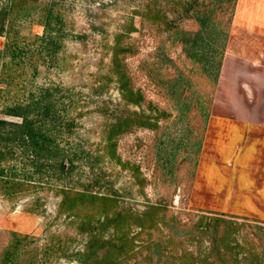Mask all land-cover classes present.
Instances as JSON below:
<instances>
[{"label": "rangeland", "instance_id": "1", "mask_svg": "<svg viewBox=\"0 0 264 264\" xmlns=\"http://www.w3.org/2000/svg\"><path fill=\"white\" fill-rule=\"evenodd\" d=\"M16 3L8 17L30 52L11 83L0 77L1 174L21 182L7 194L0 181V255L16 238L18 264H81L88 241L111 236L100 204L59 206L63 191L87 189L134 213L160 206L154 225H125L122 264H198L205 218L218 215L235 222L224 264H264V0ZM43 4L61 31L40 57ZM204 30L200 45L218 51L210 70L182 49L184 32ZM16 102L33 120L48 103L33 127L58 150L37 159L19 139L22 118L4 112Z\"/></svg>", "mask_w": 264, "mask_h": 264}, {"label": "trees", "instance_id": "2", "mask_svg": "<svg viewBox=\"0 0 264 264\" xmlns=\"http://www.w3.org/2000/svg\"><path fill=\"white\" fill-rule=\"evenodd\" d=\"M16 0H10L8 3V8L5 9V6H0V36H4L5 40L2 44V49L0 50V77L3 82L11 83L13 80V75L11 74V68L14 66L22 68L25 64L23 58L26 56L29 49H24V46H21L20 39L17 37V30L14 29L12 24V18L8 17L10 13L14 10L16 6ZM16 10V9H15ZM54 12L51 9L50 5L43 4L39 19L37 23L40 24L44 33L43 36L35 35L37 40H40L44 43L43 54L40 57L44 56H53L56 50H53L50 47L52 39L58 36V31L60 32L61 28L59 26V19L57 15L53 14ZM55 33V34H53ZM204 33L207 31H196L194 33H185L182 38L183 50L187 56L195 59L196 63H199L201 66L206 67L207 70L212 69L213 59L217 56V52L213 48H205L200 45L203 43ZM212 36L217 35L210 33ZM121 50V49H120ZM119 51V50H118ZM117 50L112 48L111 58H110V70L113 73H116L117 70ZM124 51V50H123ZM38 53H41L40 51ZM32 54V53H31ZM220 54V53H219ZM219 68V63H215L214 70L216 71ZM3 76H5L3 78ZM34 99L30 103L26 104L24 108L28 105H34L36 102ZM15 102V101H14ZM48 103L40 105V108L43 109L41 113L42 116L38 120H33L28 118L27 112H18L16 109L20 106L16 103L7 105L5 108L6 114L20 116L22 122L19 125L22 129L20 132L19 139L23 141V137L28 139V147L31 148V151L37 159H42L47 157L46 153L50 151L58 150V146L53 141H48L46 139V132L42 131L41 128H34V124L37 121H46L47 115V106ZM39 107V102H38ZM36 105L32 106L33 108H38ZM39 113V112H38ZM3 120H0V124H3ZM1 158V156H0ZM2 169L0 168V181L2 182V187L9 189L7 194H11L14 187L21 184L18 180H15L13 177H3ZM85 203L87 206H94L100 204L102 206L101 216H99L100 221L99 225L101 228L111 229V236L107 239L96 238V241H88L86 248L81 253V264H122L128 257L129 252L133 247V236H129L128 232L125 230V225L132 220L139 229H146L149 224L154 225L153 219L155 216L160 213L161 209L159 205H150L146 210L140 213L131 212L128 208H116L115 207V198L112 194H97L88 191L87 189H82L78 191H69L65 190L62 192V198L59 203V206L66 207L68 209H77L79 205ZM103 206H108L109 211ZM115 209H114V208ZM203 220V217L199 218ZM204 221V220H203ZM233 222L230 219H227L221 215L210 216L205 218L203 230L209 233L208 237V246L203 254L195 256V259H198V264H212L213 260H217L219 264L225 263L226 261L232 260V255L228 250H231L229 239L234 240L231 237V234L234 231L232 225ZM82 225H86L87 222H81ZM152 226V225H151ZM156 227V224H155ZM84 228V227H83ZM97 245L94 248V244ZM154 243V242H152ZM22 248L19 241L14 238L13 241H9L7 246L3 248L0 255V264H18L19 260V251ZM236 254V253H235ZM24 262V261H22ZM195 264H197L195 262Z\"/></svg>", "mask_w": 264, "mask_h": 264}, {"label": "crops", "instance_id": "3", "mask_svg": "<svg viewBox=\"0 0 264 264\" xmlns=\"http://www.w3.org/2000/svg\"><path fill=\"white\" fill-rule=\"evenodd\" d=\"M195 32V31H194ZM194 32H185V33H194ZM1 37V36H0ZM1 41V40H0ZM2 47L1 43H0V48ZM182 49H183V45H182ZM184 51V50H183Z\"/></svg>", "mask_w": 264, "mask_h": 264}]
</instances>
